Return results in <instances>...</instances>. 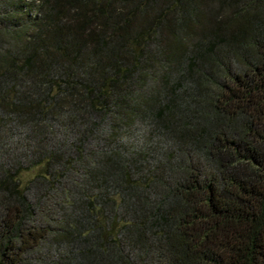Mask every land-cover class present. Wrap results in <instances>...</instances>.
I'll list each match as a JSON object with an SVG mask.
<instances>
[{
	"label": "trees",
	"instance_id": "16d2710c",
	"mask_svg": "<svg viewBox=\"0 0 264 264\" xmlns=\"http://www.w3.org/2000/svg\"><path fill=\"white\" fill-rule=\"evenodd\" d=\"M0 264H264V0H0Z\"/></svg>",
	"mask_w": 264,
	"mask_h": 264
},
{
	"label": "rangeland",
	"instance_id": "374dc122",
	"mask_svg": "<svg viewBox=\"0 0 264 264\" xmlns=\"http://www.w3.org/2000/svg\"><path fill=\"white\" fill-rule=\"evenodd\" d=\"M122 143L126 144L131 150L133 149H147L156 141V137L151 135L146 126H140L129 135L121 138ZM32 174V170L25 171L22 174V179H26Z\"/></svg>",
	"mask_w": 264,
	"mask_h": 264
}]
</instances>
